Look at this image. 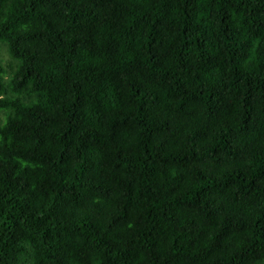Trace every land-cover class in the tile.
Here are the masks:
<instances>
[{"label": "trees", "instance_id": "16d2710c", "mask_svg": "<svg viewBox=\"0 0 264 264\" xmlns=\"http://www.w3.org/2000/svg\"><path fill=\"white\" fill-rule=\"evenodd\" d=\"M0 264H264V0H0Z\"/></svg>", "mask_w": 264, "mask_h": 264}, {"label": "rangeland", "instance_id": "374dc122", "mask_svg": "<svg viewBox=\"0 0 264 264\" xmlns=\"http://www.w3.org/2000/svg\"><path fill=\"white\" fill-rule=\"evenodd\" d=\"M1 48H2L1 56L5 59L7 57L5 53V48L3 47V45L1 46Z\"/></svg>", "mask_w": 264, "mask_h": 264}]
</instances>
